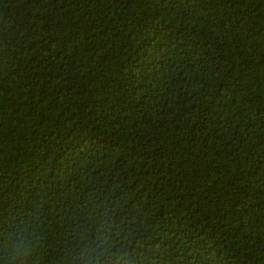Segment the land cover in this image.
Wrapping results in <instances>:
<instances>
[{
  "label": "trees",
  "instance_id": "16d2710c",
  "mask_svg": "<svg viewBox=\"0 0 264 264\" xmlns=\"http://www.w3.org/2000/svg\"><path fill=\"white\" fill-rule=\"evenodd\" d=\"M100 239L264 264V0H0V264Z\"/></svg>",
  "mask_w": 264,
  "mask_h": 264
},
{
  "label": "clouds",
  "instance_id": "9594fccd",
  "mask_svg": "<svg viewBox=\"0 0 264 264\" xmlns=\"http://www.w3.org/2000/svg\"><path fill=\"white\" fill-rule=\"evenodd\" d=\"M14 243L16 246L17 258L23 259L24 257H26L29 249L27 246V241L22 236V234L18 236V238L16 239ZM88 251L89 250H85L86 256H87ZM90 251L92 252V264H95L98 257L103 256L106 253L105 241L103 239L98 240L96 243L95 249H92Z\"/></svg>",
  "mask_w": 264,
  "mask_h": 264
}]
</instances>
